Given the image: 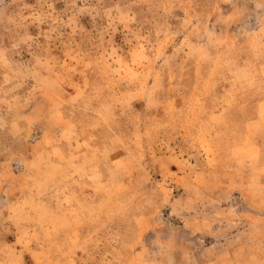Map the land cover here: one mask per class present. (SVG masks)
I'll use <instances>...</instances> for the list:
<instances>
[{
	"label": "rangeland",
	"instance_id": "374dc122",
	"mask_svg": "<svg viewBox=\"0 0 264 264\" xmlns=\"http://www.w3.org/2000/svg\"><path fill=\"white\" fill-rule=\"evenodd\" d=\"M0 264H264V0H0Z\"/></svg>",
	"mask_w": 264,
	"mask_h": 264
}]
</instances>
